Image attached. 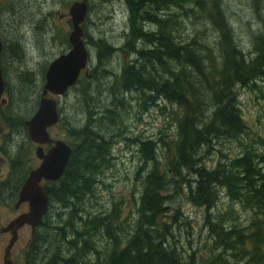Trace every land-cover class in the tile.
Here are the masks:
<instances>
[{
	"label": "trees",
	"instance_id": "1",
	"mask_svg": "<svg viewBox=\"0 0 264 264\" xmlns=\"http://www.w3.org/2000/svg\"><path fill=\"white\" fill-rule=\"evenodd\" d=\"M8 1L10 0L0 2V8L9 7ZM125 3L131 15L129 36L123 48L135 57L126 62L121 69L122 73L115 75L108 91L110 95H118L124 88L143 95L141 98L146 97L147 104L150 99L167 100L179 108V111H173V120L177 119L178 129L182 128V131L180 136L177 133L168 140L161 138L156 141L150 137L137 139V142H143L138 145L152 163L146 175L144 170L135 172L137 181L141 182L138 189L141 195L135 199L137 214L132 218V222L128 223L133 228L126 240H122L113 220L110 226L101 223L110 216L120 217L121 208L117 203L112 210L93 217V221L99 223L100 231L105 229L106 235L112 239L111 248L105 251L103 256L102 251L98 250V264H264V152L246 148L239 157L232 158L221 152V160L210 168L207 158L202 155L203 148L199 149L204 146L211 148L210 143L214 139L224 136L238 138L248 132L242 110L240 112L236 85L256 87V81L264 80V32L254 35V50L248 52L239 45L235 28L222 9V0H126ZM208 4L210 7H207ZM183 8L187 13L194 15L198 8L206 11V16L211 21L209 23L216 28L222 55L219 59L213 55L210 66L205 63L206 58L200 55L201 52L204 53L200 47L205 43L199 46V40L211 37L206 36V29L197 32L192 39L181 33L178 28L177 9ZM44 14L41 12L33 22L38 25V29L47 30L49 19L53 17L50 15L49 19L45 20ZM88 20L89 17L83 26L89 39L88 43L99 48L94 78V82L98 83L100 79L110 78L106 77V74H113L112 71L104 69L99 72V69L103 66V61L110 58L116 49L105 38L101 37L96 41L89 35ZM149 23L156 24L155 28H151ZM20 31L22 34H19ZM20 31H17L18 41L23 43L25 29L21 27ZM49 35L50 30H47V36ZM141 41L145 42L144 46L143 43L138 45ZM62 43L70 44L68 33L63 35ZM11 44L17 46V42ZM18 50L21 52V48H16L13 55H16ZM205 50L207 54L213 52L211 49ZM156 65L160 69H155ZM192 65L194 72L190 74L192 80H189L187 69ZM78 83L83 86L79 90L84 91V99L88 98L90 101L91 95L87 92L89 81L83 77ZM11 86L14 92V85ZM208 92H211L212 96L211 100H207L211 106L212 117L210 115V120L203 122L200 121V116L203 112L207 116L208 112L204 108L200 109L199 96L205 93L209 95ZM124 103L125 101L119 99L118 106L122 107ZM92 104H89L93 109L88 108L87 119L77 120L75 123H79L76 127L68 129L73 136V141H68L74 147L72 159L62 180L53 188H48V192L56 200V205L62 202L83 207L84 195L92 196L94 192L96 175L101 174L103 166L106 168L111 164L109 144L116 143L119 139L109 137L110 133L107 136L102 128L97 129L94 120L97 106ZM38 105L37 103V107ZM21 116L16 114V120L20 121ZM23 125L26 128L25 122ZM160 143H163L164 150H161V153L166 161H161L157 156V149H161ZM207 153L210 154L208 148ZM21 154L22 149L14 155L18 164ZM197 154L199 155L196 156ZM218 187L224 188L231 200L246 210L247 217L222 219L220 212L215 218L206 212V222L212 238L209 249L215 252L212 257L199 254L196 250L189 252L172 242V223L180 224L178 221L183 218V213L178 208L173 215L174 219H171L167 210L168 193L174 191L179 194L183 188L184 195H187L193 204L211 211L218 205ZM185 188H188L187 193ZM133 194H136V191ZM83 218L82 215L80 220L83 221ZM86 221L79 222L77 226L68 221L62 241H59V238L64 223H58V226L54 227L53 221L51 232L55 231L59 236L49 233L48 242L57 243L56 251L42 252L41 257H36L35 245L28 252L26 264H91L94 259L90 254L97 252L95 248L92 244H84L81 251L76 244L77 238L80 239L82 234L78 227L91 224L85 223ZM50 223L51 216L44 217L39 223L37 244L42 237V229ZM64 246H77L79 255L62 257L60 252L65 250ZM84 257L87 259L82 263L81 258Z\"/></svg>",
	"mask_w": 264,
	"mask_h": 264
},
{
	"label": "rangeland",
	"instance_id": "2",
	"mask_svg": "<svg viewBox=\"0 0 264 264\" xmlns=\"http://www.w3.org/2000/svg\"><path fill=\"white\" fill-rule=\"evenodd\" d=\"M3 1L4 0H0V2ZM72 1L73 0H10L7 3L10 4L9 7L4 6L0 8V41L2 43V48L4 44H7V50L1 52L0 56L2 74L3 72H9V79L11 80V84L14 85V92L16 90L19 92L22 91L21 93L16 92L14 100L9 99L8 104H10V106L6 104V109L11 107L15 114H21L23 117L27 116L30 118L33 116L40 97V90L38 92V88L42 85L43 90V86L46 83V71L49 63L52 59L68 51L70 48V44L62 43L63 35L69 33L72 29L68 22V17L60 19L58 15L54 13L56 10L67 13ZM88 1L90 4V12L87 15V17H89L87 22L89 35L96 41L101 37L105 38L109 44L112 43L111 45L116 49L110 58L103 61V66L99 69V72L104 69L112 71L113 74H106V77L110 78L100 79L98 83L94 82L95 68L98 65L99 48L88 43L89 39L85 33L84 37L90 55L87 73L83 70L80 78L86 77L89 81L87 92L91 95L90 99L92 101H88V98L84 99V91L79 90L83 87L82 85L77 83L72 87L69 90L68 96L62 98V103L59 104L60 112L63 110V106L64 112L62 111V119L59 124L54 127L52 135L56 138H62L72 142L73 136L68 132V129L70 127H76L79 123V121L75 123L77 120L83 121L87 119L88 108L91 107V109H93V106H90L93 102L92 105L97 106V109L94 111V120H96L97 129L100 130L102 128L105 133H107V136L110 133L109 137L114 136L113 138L119 139V141L116 143L109 141V155L112 157L111 164L106 168L103 166L101 174L96 175L97 183L95 184L94 192L92 196L84 195L85 197L82 202L83 207L68 205L61 202L60 205H56L50 212L51 223L41 231L42 237L37 245L35 256L37 257V255H39L38 257H41L42 252L53 253L56 251L58 247L57 243L48 242L49 233L59 236L55 231L51 232L54 226V224L52 225L53 221L55 222L54 227H57L58 223H64L59 238V241H62L63 236H65V229L67 228L68 221H71L77 226L79 222L87 220L85 223L91 224L85 227H78L82 231V234H80V239L77 238L76 244L81 251L84 244H92L97 252L90 254V257L94 259L93 262L91 261V264H98V250L100 252L102 251L103 256V253L111 248L112 239L106 235L105 229L100 231L99 223L94 222L93 217H95L96 214L112 210L115 203H117L121 208L120 217L110 216L101 223L105 226H110L111 220H113L114 225L117 227V233L122 240H126L133 228L129 226L128 223L132 222V218L137 214L135 199L139 198L141 195V192L138 190L141 186V182L137 181L135 172L139 169L144 170L143 172H146V175L152 163L151 160H148L146 152L138 145L143 142H137V139L150 137L154 138L156 141L161 138L168 140L176 136L177 133L180 136L182 128L178 129L179 124L177 119L173 120L175 118L173 116V111H179L178 106L170 104L163 98H158L157 100L150 99L147 104L146 97L141 98L143 95L133 91H127L124 88L120 90L118 95H110L108 87L113 84L115 75L122 73L121 69L126 62L135 57L131 52L123 48L129 36V18L131 13L125 3L126 0ZM222 4V9L230 21V24L235 28L236 39L240 42L239 45L248 52H251L254 50V45L252 43L254 35H260V33L264 32V0H222ZM207 7H210V5L208 4ZM41 12L46 14L47 18L44 17L45 20H48L50 15L53 17L49 19L48 22L49 28L47 30H50L49 36H47L46 29H37L35 21L33 22L35 17L39 16ZM177 15L179 16L178 28L181 30V33L185 34V37L187 35L189 39H192L197 32H202L205 29L206 36L211 37L210 39L200 38L199 40V46H201V43H205L200 47L204 50V53L201 52L200 55L206 58L205 63L210 66L213 55L219 59L220 55H222L218 45L219 35L215 31L216 28L213 24L209 23L210 20L206 16V11H202L201 8H198L196 15H194L193 13H187L183 8L177 9ZM84 24L85 22L83 26ZM149 24H151V28H155L156 26V24L153 23ZM21 27L28 32L27 40L29 44L27 49L25 48V50H21V52L18 50L17 54L13 55V50L9 45L12 42L18 41L19 36L17 33L21 30ZM146 28L150 27L146 26ZM32 31L35 33L37 39H34ZM19 34H22L21 31ZM142 43L144 46V41L139 42L138 45H142ZM205 48L211 49L213 52L207 54ZM174 67L177 66L174 65ZM193 67L192 65L190 69H187L189 72H187L189 80H192L190 74L194 72ZM158 68L159 66L156 65L155 69ZM22 69L28 72L19 75ZM15 72L18 75H16ZM256 84V87L236 85L240 112L242 110L243 117L248 125V132L238 138L224 136L221 139H214L210 143L212 146L211 148L207 146L199 148H203L202 155L207 158V165L210 168L216 166L221 160V152L228 155L229 158L239 157L246 148H251L259 153L264 152V80L259 79L256 81ZM208 94L209 95L205 93V95L199 96L202 105H200V109L204 108V110L208 112L207 116L205 112L201 114L200 121L203 122L209 121L211 115V106L207 103V100H211L212 96L210 95L211 92H208ZM55 97L57 98L59 96ZM119 99L125 101L122 107L118 106ZM11 102H13V104H11ZM146 105L147 107H145ZM64 118L66 120H64ZM63 120L67 125H65ZM3 121L0 119L1 126L3 125ZM15 128L20 134L26 132L21 120H16ZM20 140L19 138L18 141ZM16 144L17 138L14 140L12 146L13 150H15ZM160 147L161 149H157V156L161 161H166V158H164L161 153V150H164L163 143H160ZM207 148L210 154L207 153ZM35 155V151L28 154L25 153V158H28L29 166H34L38 163ZM198 155L199 154L196 156ZM3 156L7 155L4 154ZM227 161L228 158L225 159V163H227ZM10 172V162L8 158H3V160H0V181L7 179ZM221 188L222 187L217 188L219 189L220 197L217 200L218 205L211 209V211H206L205 208L193 204L187 198V195H184L183 188L180 189L179 194H175L174 191L168 193L167 199L169 200V206L167 210L170 213L171 219H174L173 215L178 208H180L183 213V218L178 221L180 224L176 222V224L172 223V230L174 233V235L170 237L172 242H175L179 247L189 252L196 250L199 254H207V257H212L214 255L215 252L209 249V246L212 244V238L210 236L209 226L206 222V212L210 213L214 218L217 217L220 212L222 219L225 217H232L233 219L237 217H247L246 210H243L240 204L234 203L225 189ZM135 191L136 194H133ZM185 192H188V188H185ZM170 195H174V197H170ZM4 200H0V227L28 209L24 204L16 209L14 207V201L7 204ZM7 200H10V198H7ZM249 212L250 210H248V213ZM82 215L84 216L83 221L80 220ZM9 238L10 234L4 235L0 233V264L3 263L4 248ZM30 238L31 228L25 226L20 230V240L14 246L12 252V258L15 264H26L27 252L31 248L28 246V240ZM64 249V251L60 252L62 257L79 255L77 246L74 248L64 246ZM86 259V257L81 258V262L83 263Z\"/></svg>",
	"mask_w": 264,
	"mask_h": 264
},
{
	"label": "water",
	"instance_id": "3",
	"mask_svg": "<svg viewBox=\"0 0 264 264\" xmlns=\"http://www.w3.org/2000/svg\"><path fill=\"white\" fill-rule=\"evenodd\" d=\"M88 13L89 2L76 0L71 4L68 13L61 15V17L69 16L72 23L69 33L71 46L67 52L60 54L49 63L39 108L26 121L30 138L39 144L37 155L41 164L31 170L20 190L18 201L14 204V207L18 208L23 202L28 201V211L18 214L7 225L0 228L2 232H9L11 235L4 250L3 264H14L12 248L18 240L21 227L29 224L32 228V239L29 245L36 238L37 225L49 208V197L41 181L60 179L72 159L74 147L63 139H53L49 128L56 125L60 119L58 101L55 96L65 94L76 84L82 70L87 68L90 52L84 39L82 24ZM1 52L2 43L0 41V56ZM4 88L0 57V98H2ZM49 93L52 95H48ZM43 144L53 145L45 152Z\"/></svg>",
	"mask_w": 264,
	"mask_h": 264
},
{
	"label": "flooded vegetation",
	"instance_id": "4",
	"mask_svg": "<svg viewBox=\"0 0 264 264\" xmlns=\"http://www.w3.org/2000/svg\"><path fill=\"white\" fill-rule=\"evenodd\" d=\"M54 14L58 15V17L61 19V18H63V17H61V15L64 14V12H62L60 10H56ZM44 17H46V14H44ZM64 17H68V16H64ZM68 22H69L70 26L72 27L69 17H68ZM35 26L38 29V25L35 24ZM32 33H33L34 39H37L35 33L33 31H32ZM27 36H28V32L25 30L24 35L22 37V41H24V42L21 43V41H17V46H14L13 44L10 43L9 47H11L13 51L16 48H21V50H25V48L27 49L28 44H29L28 40H27ZM13 46H14V49H13ZM6 50H7V44H4L3 48H2V52H5ZM27 72L28 71L22 69L21 74H19V75H22V74L27 73ZM15 74L18 75L16 72H15ZM3 77H4L5 88H4V92L2 94V98H4V99H3V101H2V99L0 100V117H1L0 119H2V121L4 120L6 123L3 121V125L2 126L0 125V160H3V158L4 159L8 158L10 165H11V172H10L7 179L0 181V200L5 199L4 201L7 204H10L12 201H14V203H15L18 200L20 190H21L23 184L25 183L27 176L29 175L31 170H33L34 168H37L41 164V160L39 159V157L37 155V147L39 146V144L33 142L29 138L30 136H29L28 127L26 124V121L28 118L27 116H24V117L21 116L20 117V120L23 122V124L25 122L26 132L20 134L19 132L16 131V128H15V126H16V118H15L16 114L12 111L11 107H8L6 109V104H8L9 99L14 100V95H16V92L12 91L11 80L9 79V72H3ZM40 87L38 88V92L40 90ZM68 94H69V92H67V94H65V97H67ZM63 97L64 96H62V98ZM39 101H40V97L38 100V104H39ZM11 104H13V102H11ZM8 105L10 106V104H8ZM62 111L64 112V109L61 110V113H62ZM6 124L8 127L6 126ZM53 130H54V127L49 128V132H50L51 137L53 139H56V137L52 135ZM15 138H17V144L15 147V150H13L12 146H13ZM19 138L21 139L20 141H18ZM52 145L53 144H43L42 146L44 147L45 152H47L52 147ZM20 149H22V154L20 156V164H18V163H16V161L14 159V155L16 152H19ZM34 151L36 154L35 158L38 161V163L34 166H29L28 158H25V153L28 154V153L34 152ZM4 154H6L7 156H3ZM62 177L56 181L46 180V179H43L41 181V185L44 187L45 191L47 190L46 195L49 197V208H48L47 212L45 213V215L43 216V218L44 217L49 218L51 209H53L56 206V200H55L54 196L48 192V188L49 187L53 188L57 183H59L62 180ZM11 196H13V197L10 200H7V198H10ZM58 202H60V201H58ZM23 204L26 205L27 208H29V202L28 201H25L21 205H23ZM26 211H28V209ZM26 211H23V212H26ZM10 221H8L5 225H7ZM5 225H2L0 228H2ZM25 226H29L31 228V226L29 224H25L23 227H21L19 229V236H18V240L16 241V243L20 240V230L23 229ZM31 231H32V228H31ZM38 231H39V225H38ZM0 233H2L4 235L10 234L9 232H2L1 230H0ZM10 237H11V235H10ZM31 239H32V232H31V238L28 240V246H30L31 248L35 247V245L37 246L38 244L35 243L36 239H34L32 241V243L29 245V242L31 241ZM8 242H9V240H8ZM16 243H15V245H16ZM14 246L12 248V252H13ZM4 250H5V248H4ZM28 252H27V254H28ZM14 264H15V262H14Z\"/></svg>",
	"mask_w": 264,
	"mask_h": 264
},
{
	"label": "bare ground",
	"instance_id": "5",
	"mask_svg": "<svg viewBox=\"0 0 264 264\" xmlns=\"http://www.w3.org/2000/svg\"><path fill=\"white\" fill-rule=\"evenodd\" d=\"M1 99H2V101H3L4 98H0V100H1ZM63 115H64V113H63Z\"/></svg>",
	"mask_w": 264,
	"mask_h": 264
}]
</instances>
